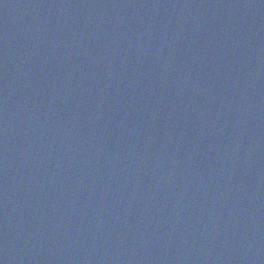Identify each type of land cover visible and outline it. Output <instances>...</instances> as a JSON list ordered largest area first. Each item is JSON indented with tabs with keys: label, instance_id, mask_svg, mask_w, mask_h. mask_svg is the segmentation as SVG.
Returning <instances> with one entry per match:
<instances>
[{
	"label": "water",
	"instance_id": "1",
	"mask_svg": "<svg viewBox=\"0 0 264 264\" xmlns=\"http://www.w3.org/2000/svg\"><path fill=\"white\" fill-rule=\"evenodd\" d=\"M0 264H264V0H0Z\"/></svg>",
	"mask_w": 264,
	"mask_h": 264
}]
</instances>
